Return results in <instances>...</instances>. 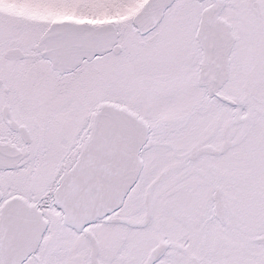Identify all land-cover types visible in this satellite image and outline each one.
Wrapping results in <instances>:
<instances>
[{
  "label": "snow or ice",
  "instance_id": "6c2138e0",
  "mask_svg": "<svg viewBox=\"0 0 264 264\" xmlns=\"http://www.w3.org/2000/svg\"><path fill=\"white\" fill-rule=\"evenodd\" d=\"M0 264H264V0H0Z\"/></svg>",
  "mask_w": 264,
  "mask_h": 264
}]
</instances>
